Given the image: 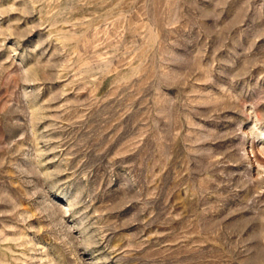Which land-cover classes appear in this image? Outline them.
Wrapping results in <instances>:
<instances>
[{
    "label": "rangeland",
    "instance_id": "rangeland-1",
    "mask_svg": "<svg viewBox=\"0 0 264 264\" xmlns=\"http://www.w3.org/2000/svg\"><path fill=\"white\" fill-rule=\"evenodd\" d=\"M0 264H264V0H0Z\"/></svg>",
    "mask_w": 264,
    "mask_h": 264
}]
</instances>
